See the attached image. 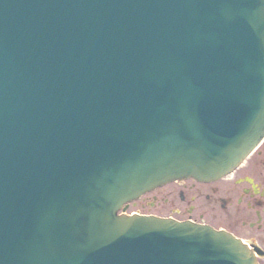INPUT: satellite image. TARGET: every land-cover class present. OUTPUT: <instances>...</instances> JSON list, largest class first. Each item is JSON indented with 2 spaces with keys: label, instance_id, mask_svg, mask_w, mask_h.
<instances>
[{
  "label": "water",
  "instance_id": "water-1",
  "mask_svg": "<svg viewBox=\"0 0 264 264\" xmlns=\"http://www.w3.org/2000/svg\"><path fill=\"white\" fill-rule=\"evenodd\" d=\"M263 138L264 0H0V264H257L118 211Z\"/></svg>",
  "mask_w": 264,
  "mask_h": 264
},
{
  "label": "flooded vegetation",
  "instance_id": "flooded-vegetation-1",
  "mask_svg": "<svg viewBox=\"0 0 264 264\" xmlns=\"http://www.w3.org/2000/svg\"><path fill=\"white\" fill-rule=\"evenodd\" d=\"M128 209L225 230L264 264V142L221 179L173 181L143 194Z\"/></svg>",
  "mask_w": 264,
  "mask_h": 264
},
{
  "label": "rangeland",
  "instance_id": "rangeland-1",
  "mask_svg": "<svg viewBox=\"0 0 264 264\" xmlns=\"http://www.w3.org/2000/svg\"><path fill=\"white\" fill-rule=\"evenodd\" d=\"M132 210V209H131Z\"/></svg>",
  "mask_w": 264,
  "mask_h": 264
}]
</instances>
